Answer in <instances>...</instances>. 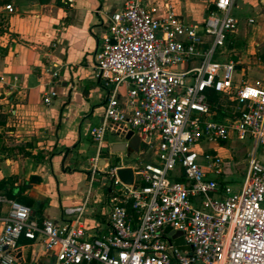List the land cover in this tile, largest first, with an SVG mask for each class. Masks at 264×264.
<instances>
[{"label":"built area","instance_id":"obj_1","mask_svg":"<svg viewBox=\"0 0 264 264\" xmlns=\"http://www.w3.org/2000/svg\"><path fill=\"white\" fill-rule=\"evenodd\" d=\"M231 2L214 0L201 25L186 23L168 6L156 17L139 1L109 14L93 66L106 92L104 112L88 134L98 152L107 133L131 130L155 148V159L132 170L131 185L118 180L117 167L105 170L107 228L95 234L84 226L86 198L63 207L55 224L34 221L27 206L0 195L6 207L0 264H18L20 239L40 243L53 254L51 264H264V153L257 155L264 151V89L234 85L236 63L214 58L237 28ZM3 9L15 12L11 4ZM192 60L197 63L188 66ZM210 93L234 104L231 118L213 119ZM55 96L47 89L43 103ZM230 139L251 144L236 188L218 181L221 158L196 151L202 141ZM100 173L95 161L91 175ZM173 232L181 233L185 250L175 245Z\"/></svg>","mask_w":264,"mask_h":264},{"label":"crops","instance_id":"obj_2","mask_svg":"<svg viewBox=\"0 0 264 264\" xmlns=\"http://www.w3.org/2000/svg\"><path fill=\"white\" fill-rule=\"evenodd\" d=\"M128 1L155 9L156 17L168 6L192 25H201L214 9V0H73L68 5L60 0H0V195L27 206L38 223H59L63 207L86 198L87 233L104 231L110 192L105 170H133L155 159L153 146L140 140L137 145L123 142L111 133L97 152L88 134L91 126L102 122L106 99L103 86L93 76L96 46L109 14ZM7 4L14 7L13 14L4 11ZM230 14L237 20V28L227 35L214 58L236 63L242 76L236 79L234 75V85L244 81L264 89V61H252L255 56L264 57V0H232ZM196 63L192 60L187 65ZM248 72L251 76L243 79ZM253 74L261 78H253ZM47 89L56 92L50 105L42 100ZM126 98L121 87L119 99L127 110ZM228 104L233 109L234 104ZM215 118L214 112V120H227ZM229 142L202 141L200 144L211 146L196 149L222 159L220 184L229 181L224 176L227 157L221 155ZM232 142L230 148L235 146ZM118 143H125L124 148L112 152ZM95 161L102 173L92 177ZM199 163L204 165L202 157ZM5 212L0 204V215ZM17 244L18 264L53 261V254L40 243L20 239Z\"/></svg>","mask_w":264,"mask_h":264},{"label":"rangeland","instance_id":"obj_3","mask_svg":"<svg viewBox=\"0 0 264 264\" xmlns=\"http://www.w3.org/2000/svg\"><path fill=\"white\" fill-rule=\"evenodd\" d=\"M244 48V47H243ZM254 62L264 61L263 59L258 58V56H255L254 59H252ZM241 71H235V77L236 79L241 78ZM250 72L247 73V75L243 78L250 77ZM253 78H261L260 74H253ZM212 110L215 112V119L217 120H223V119H229L232 116L233 109L231 106H229L227 98L224 96H216L213 101L210 103ZM225 111V113H221ZM234 141L235 146L230 148L229 143H233ZM230 139L229 143L223 145L225 147V151L221 153L223 157L226 158V166L224 168V176L226 177L228 181V184H230L231 187L236 188L239 186V184L242 181L243 173L246 167V161H247V151L250 150L251 144L249 142L246 143H240L235 139ZM210 144L202 143L197 148L198 149H204L210 147ZM264 151L262 148H259L257 151V155H263ZM3 159L0 158V163H2Z\"/></svg>","mask_w":264,"mask_h":264},{"label":"water","instance_id":"obj_4","mask_svg":"<svg viewBox=\"0 0 264 264\" xmlns=\"http://www.w3.org/2000/svg\"><path fill=\"white\" fill-rule=\"evenodd\" d=\"M115 136L122 139L123 142H130L134 145H137L139 143V138L134 135L133 131L127 130L122 133H116ZM125 146V143H118L114 146V148L111 150L113 151H121ZM116 176L120 182H122L125 185H131L133 181V173L130 168H118L116 170ZM171 238L174 240L175 245L178 247L179 250H185L186 248L183 246V239L181 237L180 232H173L170 233Z\"/></svg>","mask_w":264,"mask_h":264},{"label":"trees","instance_id":"obj_5","mask_svg":"<svg viewBox=\"0 0 264 264\" xmlns=\"http://www.w3.org/2000/svg\"><path fill=\"white\" fill-rule=\"evenodd\" d=\"M216 97V95L215 94H213V93H210L209 94V101H210V103L213 101V99Z\"/></svg>","mask_w":264,"mask_h":264}]
</instances>
